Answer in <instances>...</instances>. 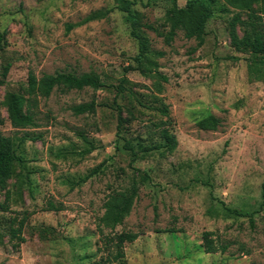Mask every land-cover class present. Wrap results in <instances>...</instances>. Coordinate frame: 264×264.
<instances>
[{"label":"rangeland","instance_id":"obj_1","mask_svg":"<svg viewBox=\"0 0 264 264\" xmlns=\"http://www.w3.org/2000/svg\"><path fill=\"white\" fill-rule=\"evenodd\" d=\"M133 1L131 17L118 0H0V133L25 157L0 187V264H264L261 57L231 45L236 10L224 0L212 1L197 50L183 31L166 42L152 28H162L171 2ZM97 11L104 15L85 20ZM59 70L96 71L106 86L55 89L40 99L38 126L27 129L40 137L24 138L8 118L6 92L26 94L30 72ZM121 82L134 94H118ZM93 98L95 113H73V105ZM161 105L167 115L155 109ZM211 114L220 118L217 129L199 128L197 120ZM163 129L176 149L145 150L165 141ZM82 133L96 144L89 153ZM145 173L150 180L113 230L139 237L109 262L97 227L105 198ZM23 218L20 241L11 229ZM205 232L217 251L206 252Z\"/></svg>","mask_w":264,"mask_h":264},{"label":"trees","instance_id":"obj_2","mask_svg":"<svg viewBox=\"0 0 264 264\" xmlns=\"http://www.w3.org/2000/svg\"><path fill=\"white\" fill-rule=\"evenodd\" d=\"M119 10L125 12L127 16H133V0H118ZM171 2V6L167 9L163 17L162 28H152L159 36H162L166 42H170L178 33L183 31L184 36L188 39H195L197 44L194 50H197L205 42L206 27L209 19L213 15V0H187L184 6L178 4V0H164ZM228 8L236 10L231 17L229 25L230 43L238 52L251 53L259 55L260 62L264 64V0H224ZM101 12L91 13L85 20H91L101 17ZM242 13L246 14L242 18ZM243 26V33L238 31L239 26ZM133 32L135 33L134 29ZM3 35L0 34V42ZM106 86L101 75L96 71H88L75 73L73 71L59 70L54 73H43L37 76L30 72L27 81L26 94L7 91L4 96V104L7 109L8 118L14 128L25 130L24 138L36 140L40 136L36 132L28 131V128L38 126L37 109L41 98H48L55 89L63 92L85 87H91L95 90ZM118 94L128 95L134 94L131 88L124 83L115 86ZM126 94V95H127ZM115 109L118 113L119 124L123 120L122 106L115 102ZM98 103L93 98L88 102L75 104L71 107L76 115L95 113ZM163 115H167L168 108L165 105L157 106ZM197 126L204 130H215L220 124V118L215 115H207L197 120ZM165 141L160 146H147L145 150L159 149L163 147L162 154L165 152H173L177 147V139L170 136L168 131L162 130ZM89 146L84 153L91 152L96 148V144L88 139L83 133L81 134ZM25 157L18 151V145L12 136L0 133V187L4 188L11 178L14 177L17 165H23ZM98 167L91 171L88 175L80 178L79 183L85 182L91 175L96 172ZM150 180L149 174L145 173L139 178L134 177L131 184L124 189H114L105 198L103 208L104 212L97 222L98 230L104 239V248L107 251V259L109 262H116L125 256L124 246L126 242H133L139 234L133 231L113 232V230L123 223L125 218L130 214L135 199L138 197L140 186ZM78 183V182H76ZM264 202V189L262 192ZM56 209L55 204L50 203V208ZM227 210L235 215L242 216L246 213L237 209L227 208ZM24 225V218L20 221L18 227H13L11 233L14 237H18L20 241L25 238L21 236ZM111 232L107 233L106 230ZM168 231H174L169 229ZM113 232V233H112ZM204 246L206 252H215L217 247L214 240L210 237V232L204 233Z\"/></svg>","mask_w":264,"mask_h":264}]
</instances>
